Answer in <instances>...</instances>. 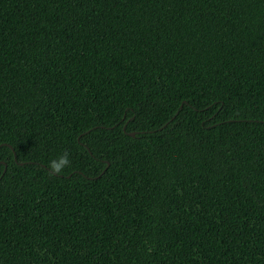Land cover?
Returning <instances> with one entry per match:
<instances>
[{
  "label": "trees",
  "instance_id": "trees-1",
  "mask_svg": "<svg viewBox=\"0 0 264 264\" xmlns=\"http://www.w3.org/2000/svg\"><path fill=\"white\" fill-rule=\"evenodd\" d=\"M0 264H264V0H0Z\"/></svg>",
  "mask_w": 264,
  "mask_h": 264
},
{
  "label": "clouds",
  "instance_id": "clouds-1",
  "mask_svg": "<svg viewBox=\"0 0 264 264\" xmlns=\"http://www.w3.org/2000/svg\"><path fill=\"white\" fill-rule=\"evenodd\" d=\"M71 163L70 153L64 151L59 157L53 159L49 164V170L52 174H59Z\"/></svg>",
  "mask_w": 264,
  "mask_h": 264
},
{
  "label": "water",
  "instance_id": "water-1",
  "mask_svg": "<svg viewBox=\"0 0 264 264\" xmlns=\"http://www.w3.org/2000/svg\"><path fill=\"white\" fill-rule=\"evenodd\" d=\"M130 135H134L135 134V131H132V132H129Z\"/></svg>",
  "mask_w": 264,
  "mask_h": 264
}]
</instances>
